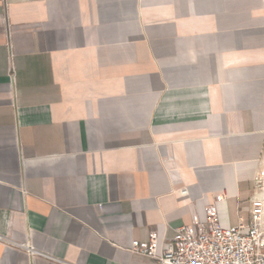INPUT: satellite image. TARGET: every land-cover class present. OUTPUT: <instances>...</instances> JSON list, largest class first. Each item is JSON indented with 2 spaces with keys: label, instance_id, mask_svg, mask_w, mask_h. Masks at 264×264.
Masks as SVG:
<instances>
[{
  "label": "crops",
  "instance_id": "obj_1",
  "mask_svg": "<svg viewBox=\"0 0 264 264\" xmlns=\"http://www.w3.org/2000/svg\"><path fill=\"white\" fill-rule=\"evenodd\" d=\"M261 172L264 0H0L4 238L152 264L133 240L247 221ZM9 244L0 264H59Z\"/></svg>",
  "mask_w": 264,
  "mask_h": 264
},
{
  "label": "built area",
  "instance_id": "obj_2",
  "mask_svg": "<svg viewBox=\"0 0 264 264\" xmlns=\"http://www.w3.org/2000/svg\"><path fill=\"white\" fill-rule=\"evenodd\" d=\"M8 59L12 82L10 46ZM0 242L11 243L31 257L39 255L59 264H70L35 250L29 242L16 243L1 235ZM128 249L148 258L152 264H264V172L253 179L247 221L238 215L236 226L222 228L214 206H209L203 220L195 218L193 223L179 226L173 237L160 239L151 233L147 242L133 240Z\"/></svg>",
  "mask_w": 264,
  "mask_h": 264
}]
</instances>
